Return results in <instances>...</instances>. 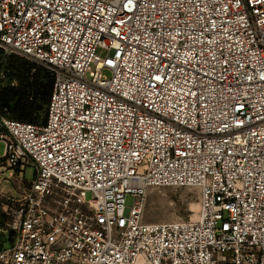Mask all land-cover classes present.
<instances>
[{
  "label": "built area",
  "instance_id": "obj_1",
  "mask_svg": "<svg viewBox=\"0 0 264 264\" xmlns=\"http://www.w3.org/2000/svg\"><path fill=\"white\" fill-rule=\"evenodd\" d=\"M0 51V168L35 171L0 189V264H264V0H0ZM165 187L198 216L145 221Z\"/></svg>",
  "mask_w": 264,
  "mask_h": 264
},
{
  "label": "rangeland",
  "instance_id": "obj_2",
  "mask_svg": "<svg viewBox=\"0 0 264 264\" xmlns=\"http://www.w3.org/2000/svg\"><path fill=\"white\" fill-rule=\"evenodd\" d=\"M96 54L104 59L108 56L107 49L99 47ZM106 76L110 71L104 70ZM4 153V144H0V156ZM11 170L0 168V189L3 193L17 195L23 191V185L29 184L35 178V171L28 168L24 173H16L14 178L10 175ZM90 198L91 194L87 193ZM200 191L192 187H165L150 188L147 192L144 205L143 218L151 223H169L174 221L196 218L200 211ZM2 199L0 196V213L2 211Z\"/></svg>",
  "mask_w": 264,
  "mask_h": 264
},
{
  "label": "trees",
  "instance_id": "obj_3",
  "mask_svg": "<svg viewBox=\"0 0 264 264\" xmlns=\"http://www.w3.org/2000/svg\"><path fill=\"white\" fill-rule=\"evenodd\" d=\"M1 54L2 52L0 51ZM10 63L25 66L23 61L16 58H12ZM23 81V88L18 96L17 94H13L12 97L11 95H6L1 100L5 105H9L17 96L18 103H15L12 107L14 117L21 121L43 124L46 120L54 75L49 71H40L32 82H29L27 78H24ZM30 95H33L32 100L29 98Z\"/></svg>",
  "mask_w": 264,
  "mask_h": 264
}]
</instances>
